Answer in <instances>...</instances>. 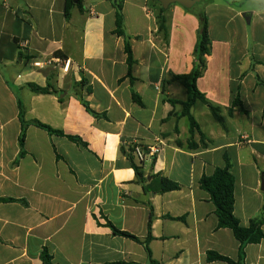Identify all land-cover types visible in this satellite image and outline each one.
Here are the masks:
<instances>
[{
    "label": "crops",
    "instance_id": "1",
    "mask_svg": "<svg viewBox=\"0 0 264 264\" xmlns=\"http://www.w3.org/2000/svg\"><path fill=\"white\" fill-rule=\"evenodd\" d=\"M253 1L257 7L245 13L214 0L194 14L172 5L165 43L152 0H124L130 71L111 0H82L69 19L66 0H0V198L7 200L0 202V264H43L44 248L54 264H229L209 261V252L238 262L240 242L218 228L200 180L229 161L235 216L243 227L260 217L264 86L255 74L264 81V0ZM197 13L208 16L212 49L197 81L209 105L193 106L200 131L192 135L182 107L170 100L187 98L174 76L194 67ZM215 14H223L224 31L233 22L244 29L249 17L253 45L242 31L234 39L215 37ZM56 58L70 61L68 72L51 62ZM238 96L241 105L230 114ZM20 105L26 120L64 133L29 126L21 159ZM155 140L164 150L141 165L140 182L123 149ZM162 178L179 189L160 192ZM151 219L150 257L143 242ZM107 222L141 242L113 234ZM244 264H264V239L245 247Z\"/></svg>",
    "mask_w": 264,
    "mask_h": 264
},
{
    "label": "trees",
    "instance_id": "2",
    "mask_svg": "<svg viewBox=\"0 0 264 264\" xmlns=\"http://www.w3.org/2000/svg\"><path fill=\"white\" fill-rule=\"evenodd\" d=\"M112 4L116 10V30L115 33L123 37L125 39V52L127 54V61L129 65V70H132L133 65L135 64L131 44H130V37L126 34L125 31V20L123 15V2L124 0H111ZM154 3L159 5L157 10V23H158V32L163 34V39L165 43H168L169 32L166 26V17L165 13L166 10L162 8L160 3L157 0H152ZM227 3L232 4L229 0H225ZM82 0H79L77 3L74 0H66V18L69 19L72 13V10L75 7H80ZM188 13H195V8L186 9ZM198 22H199V29H198V40L196 44V48L194 51V67L192 71L188 74L174 76V80L182 84L186 91H187V98L185 101L181 100H170L172 105H180L182 107L180 117L187 118L190 126V133L193 135L195 130L200 131L198 123L196 122L193 114L192 108L197 101L205 103L209 105L206 97L203 93H201L197 87L198 79L203 75L207 68V57L211 55L212 49V42L209 35V19L205 13H197L195 14ZM57 56L60 54L57 53ZM253 65L251 71L253 72V66L256 63L254 58H252ZM255 78L258 85L264 86V81L261 80L258 74H255ZM34 92L48 94L50 93L49 88H39L35 87ZM84 106L87 108L88 111L96 115L89 109L88 104L83 101ZM233 106L230 108V114H233L234 107L241 105L239 96L234 100ZM210 109L214 115V117L218 121H222L221 116L219 115V110L215 107L210 106ZM244 113H246L244 111ZM19 119L21 122V133L19 136V144H20V155L19 159L25 156L26 152L24 150V143L26 139V131L29 126H36L40 129L45 130L50 135H60L64 136L62 131H57L51 128L48 125H45L37 120H26L25 118V111L24 108L20 105V113ZM203 137V134H202ZM69 140L74 143L80 144L85 146L86 144L79 138L73 136H67ZM192 147H196L195 144H192ZM130 151V150H129ZM129 151L123 149L125 154H128V157L131 161L132 167L136 172V176L138 181L143 182L145 173L143 171V167L137 164ZM201 188L206 191L210 195L211 202L215 207V214L218 219V228L219 229H230L235 238L240 242L239 248V260L238 262H234L233 260L221 256L215 252H209L207 259L209 261H222L227 262L229 264H244L245 258V247L249 244H258L264 239V232L262 227L264 226V206L259 218L253 219L250 221L248 227H243L240 224V221L234 214V206H235V177L231 170V164L227 161L225 167H219L215 170V172L211 176L204 175L200 180ZM179 189V185L167 178H162L161 180V189L160 192L165 193L169 191H175ZM7 201L6 199L0 198V202ZM151 223L152 219L148 225V237L146 238L145 242H143L145 249L149 256L151 257V252L149 249V242L152 239L151 235ZM108 227L111 228L113 234L126 237L132 239L136 242H141L137 237L127 233L117 230L110 222L106 224ZM41 260L43 264H54L53 257L49 254L46 248L43 249L41 254Z\"/></svg>",
    "mask_w": 264,
    "mask_h": 264
},
{
    "label": "rangeland",
    "instance_id": "3",
    "mask_svg": "<svg viewBox=\"0 0 264 264\" xmlns=\"http://www.w3.org/2000/svg\"><path fill=\"white\" fill-rule=\"evenodd\" d=\"M209 0H203L200 3L196 4L194 8H198L199 6H201L202 4H205L206 2H208ZM232 4L227 3L225 0H214L215 3L220 4L221 6H226V8H231L234 11H242V12H246L248 11L250 8L252 7H257L254 6L253 4L256 3V1L253 0H229ZM152 4L154 5V7L158 10L159 5L157 3H154V1H152ZM228 16H229V11H227ZM231 16V14H230ZM232 17V16H231ZM223 23H224V16L223 14H215V17L213 18V24L215 25V37L218 38H227V39H234L241 31L244 34V38H247L249 43L253 45V26L249 25V23L246 21V25L243 26L244 29H240L241 25L233 22L230 25L227 26L226 31H224L223 29ZM241 32V34H242ZM249 53L252 55V50L250 48Z\"/></svg>",
    "mask_w": 264,
    "mask_h": 264
},
{
    "label": "built area",
    "instance_id": "4",
    "mask_svg": "<svg viewBox=\"0 0 264 264\" xmlns=\"http://www.w3.org/2000/svg\"><path fill=\"white\" fill-rule=\"evenodd\" d=\"M26 46V44H22ZM63 64L64 72H68L70 67V61H63L59 58L51 60V62ZM51 62H47V64H51ZM42 63L36 62L34 64L35 67H41ZM164 143L161 140H155V142L151 145L144 146L139 143H134L132 147L129 149L130 154H132L133 158L140 164L143 165L148 160H154L158 158L160 154L164 150Z\"/></svg>",
    "mask_w": 264,
    "mask_h": 264
},
{
    "label": "water",
    "instance_id": "5",
    "mask_svg": "<svg viewBox=\"0 0 264 264\" xmlns=\"http://www.w3.org/2000/svg\"><path fill=\"white\" fill-rule=\"evenodd\" d=\"M79 0H74L77 3ZM164 10H168L170 6L178 4L186 9H192L196 4L203 0H157ZM245 17V16H244ZM248 23H250V18L246 17ZM261 190L264 192V176H262Z\"/></svg>",
    "mask_w": 264,
    "mask_h": 264
}]
</instances>
